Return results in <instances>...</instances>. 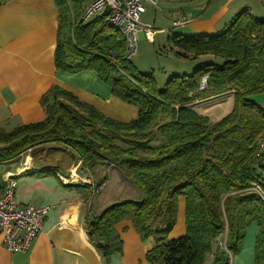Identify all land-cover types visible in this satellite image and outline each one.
<instances>
[{"label":"trees","instance_id":"1","mask_svg":"<svg viewBox=\"0 0 264 264\" xmlns=\"http://www.w3.org/2000/svg\"><path fill=\"white\" fill-rule=\"evenodd\" d=\"M87 1L54 0L55 68L95 71L114 97L136 108V117L112 118L53 85L39 99L42 120L0 129V164L28 149H45L47 158L66 148L83 173L97 166L118 170L139 198L109 204L99 213L88 207L84 219L87 239L105 262L122 252L115 225L128 220L142 240H153L145 253L152 264H202L221 234L227 251L236 255L255 223L253 264H264V199L249 189L255 182L264 194V158L254 154L264 134V109L251 99L264 92V18L243 8L218 33H173L168 43L176 57L213 55L221 62L171 75L159 88L150 72H138L127 58L125 37L107 23V11L81 18ZM226 91L232 92V107L218 120L191 106ZM47 144L62 146L44 148ZM180 197L185 233L170 237Z\"/></svg>","mask_w":264,"mask_h":264},{"label":"crops","instance_id":"2","mask_svg":"<svg viewBox=\"0 0 264 264\" xmlns=\"http://www.w3.org/2000/svg\"><path fill=\"white\" fill-rule=\"evenodd\" d=\"M243 8L257 16L256 12L264 13V0H213L203 11L174 14L168 32L218 33ZM182 17L186 20L175 25V19ZM57 23L54 0H0V129L9 131L18 125L42 120L45 113L39 99L53 85L72 92L107 116L123 121L134 119L136 108L114 97L95 71L56 70ZM153 33L150 29V36L144 34L151 39ZM202 56L191 59L194 64L188 70L199 66L198 59ZM223 95L232 101V92L226 91L196 102L215 100L216 96ZM262 107L264 109V105ZM47 146L62 145L47 144L44 148ZM44 150L30 149L6 162L1 180L5 172L13 174L16 202L51 207L26 252H10L0 242V264H152L146 261L145 253L152 247L153 240H142L130 221L115 225L122 239V252L113 254L108 262L98 254L84 230L88 207L99 213L109 204L138 199V191L112 166H97L83 173L79 171L80 162L73 159L68 149L52 151L56 154L51 153L47 158L42 155ZM69 175L72 179L67 183L60 178ZM86 184L89 186L84 187ZM90 190L92 197L86 199L85 193ZM257 231L255 223L248 226L242 250L236 255L230 254L228 264H253ZM184 233V198L180 197L176 223L169 236ZM221 235L205 254L204 264H211L216 249L224 246V242L220 245Z\"/></svg>","mask_w":264,"mask_h":264},{"label":"built area","instance_id":"3","mask_svg":"<svg viewBox=\"0 0 264 264\" xmlns=\"http://www.w3.org/2000/svg\"><path fill=\"white\" fill-rule=\"evenodd\" d=\"M142 1L155 4V0H88L81 18L88 21L107 11V23L117 28L125 37L126 56L131 58L136 51L138 31L143 30L150 36V28L139 23L140 14L145 11ZM185 20V17L177 18L174 24L179 25ZM254 154L258 158H264V134L258 139ZM60 178L67 183L72 176ZM15 186L13 174L5 172L3 186L0 189V242L10 252H26L41 230L43 219L51 206L18 204L14 198ZM249 189L264 199L263 191L258 184L252 182ZM228 254L230 257V253Z\"/></svg>","mask_w":264,"mask_h":264},{"label":"rangeland","instance_id":"4","mask_svg":"<svg viewBox=\"0 0 264 264\" xmlns=\"http://www.w3.org/2000/svg\"><path fill=\"white\" fill-rule=\"evenodd\" d=\"M212 3L213 0H155V4L142 1L145 11L140 14L139 23L142 25H149L151 31L154 32V36L148 39L143 30L138 31L136 36V51L130 58L136 70L141 73L150 72L159 88L163 87L164 83L171 75H182L184 71H189L186 73H191L193 69L188 70V68L194 64L191 59L178 58L170 49L168 37L171 36L172 33H169L168 30L171 29L172 16L179 13L200 12ZM255 14L257 15L255 17L264 18V13L262 12L261 14H257V12ZM183 31L186 30L183 29ZM198 60H200L197 64L199 66L210 62L216 64L221 62L220 58L214 57L213 55H204ZM251 99L259 106H263L264 92L252 95ZM191 106L199 113L207 115L210 120L215 121L230 111L232 101H230L226 95H223L216 96L215 100L201 101L199 104L193 102ZM36 153H39V151L37 150ZM50 153L55 152L51 151ZM43 154L44 153H42V155ZM7 165L6 162L0 164V177L3 175V171L7 168ZM224 236V234L221 235L220 245L224 242ZM202 264H204V259Z\"/></svg>","mask_w":264,"mask_h":264},{"label":"water","instance_id":"5","mask_svg":"<svg viewBox=\"0 0 264 264\" xmlns=\"http://www.w3.org/2000/svg\"><path fill=\"white\" fill-rule=\"evenodd\" d=\"M204 81V80H203ZM229 260V254L225 246L220 248V251L217 255V261L214 264H225Z\"/></svg>","mask_w":264,"mask_h":264}]
</instances>
